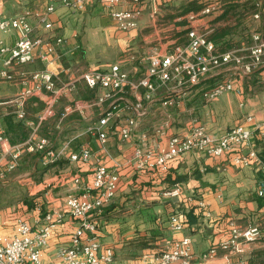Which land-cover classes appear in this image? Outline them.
<instances>
[{
	"label": "crops",
	"instance_id": "crops-1",
	"mask_svg": "<svg viewBox=\"0 0 264 264\" xmlns=\"http://www.w3.org/2000/svg\"><path fill=\"white\" fill-rule=\"evenodd\" d=\"M186 1L194 0H159L156 4L149 0H142L140 4L127 0L112 7L101 0H94L81 9H73L62 6L59 0H0V13L6 17L25 15L36 36L65 39V43L58 47L62 56L59 62L48 66L37 56L34 63L17 66L14 69L15 87H12L15 93L0 98V102L18 96L24 89L37 86L39 82L29 79L28 84L24 85L29 75L42 72L47 67L54 70L60 75L58 85L69 83V88L56 104V116L46 121L39 133L43 136L41 132L47 131L48 134L53 130L55 139L51 146L57 149L70 143L69 150L51 165L45 164L43 154L23 157L19 167L23 161L34 158V176L40 180L36 185L39 198L34 203L0 208V235L11 236L14 233V219L18 216H24L35 231L44 226L47 214H53L58 219V213L64 209L69 196H78L86 187H91L98 165H117L120 177L117 195L104 208L102 215L96 218L100 252L113 251L111 264H156L169 241L184 237L192 240L191 264H248L253 259L264 260V198L258 195L264 173L235 166L233 160L240 154L239 148L219 158L199 152L186 153L172 160L167 172L140 171L131 162L143 137L148 148H159L165 147L171 136L187 135L195 126H204L215 138L239 125L255 130L257 123L264 121V70L239 83L244 90L243 96L229 92L209 102L203 97L204 89L232 77L235 73L233 67H222L210 74L198 90L183 97L179 107L164 106L166 99L178 93L166 88L159 89L153 101L145 104L147 113L139 119L129 140H124L117 129L133 114L130 111L119 114L112 124L106 151L102 150L99 139L88 132V127L108 105L92 106L85 117L71 119L69 116L63 120L64 124L60 119L63 108L68 104L91 100L104 93L100 89H90L84 82L74 81L85 72L107 70L120 64L131 79L138 82L152 65L154 57L165 55L177 45L186 43L187 34L184 35V32L190 26L183 25L181 19L184 18L179 16ZM218 1L223 4L224 0ZM239 1H252L262 15L260 21H254V15H249L244 31H250L251 21L264 26V0ZM51 4H55L57 9L49 18L52 29H46L42 16ZM135 7L144 11L139 27L129 32L121 31L111 16L112 11ZM153 12L157 14L153 15ZM221 12L200 18L194 24L203 31H212V21ZM165 21L170 23L166 28L162 24ZM2 39L5 45L11 46L18 40V35L12 32ZM63 68H70L72 74L62 73ZM3 82L8 81L0 80V83ZM126 96L125 99L132 102L136 99L130 92ZM41 101L45 108L47 102ZM17 107L0 105V135L5 134L10 141L15 135L8 133L7 121L12 118L16 124L22 122L16 117ZM37 114L28 117L34 119ZM22 124L29 135L30 129ZM64 132L66 140L62 142ZM24 140L17 139L11 143ZM254 140L263 151L264 137L257 135ZM84 148L93 152L90 161H71V153ZM76 175L81 176L80 187L72 182ZM6 179H0V189L18 181V177L12 181ZM175 186H180L182 190L178 201L164 196L167 190ZM192 208L198 220L190 224L187 214ZM176 214L182 216L184 221V228L179 232L171 229L170 219ZM60 219L43 252L42 264L57 262L58 250L70 245L72 234L79 226V221L68 214H63ZM255 224L261 227L263 237L247 245L243 253L235 254L218 248L216 255L203 259L206 252L230 238L234 225L247 227Z\"/></svg>",
	"mask_w": 264,
	"mask_h": 264
},
{
	"label": "built area",
	"instance_id": "built-area-1",
	"mask_svg": "<svg viewBox=\"0 0 264 264\" xmlns=\"http://www.w3.org/2000/svg\"><path fill=\"white\" fill-rule=\"evenodd\" d=\"M92 1L94 0H59L62 6L73 9H81ZM124 1L127 0H101L108 7L121 5ZM130 1L136 4L142 2V0ZM149 1L156 4L159 0ZM221 7L220 1L207 0V4L199 13L188 14L190 27L186 43L177 45L165 55L154 57L152 65L138 82L132 80L120 64H115L107 70L88 71L74 79L75 82H84L92 90L100 89L104 93L91 100L68 104L63 108L60 119L63 121L72 115L83 118L90 107L108 105L102 115L88 127V132L99 139L102 150L106 151L113 129L112 124L119 114L123 111H130L133 114L117 129L124 140H129L139 124V119L147 113L145 104L152 102L154 95L161 88L178 93L177 96L166 99L164 106L179 107L183 97L198 90L210 74L222 67H233L234 75L204 89L203 97L209 102L229 92L243 96L244 90L239 83L257 71L264 70V33L254 32L252 44L249 46L218 52L215 43L208 38V32H204L194 23L200 18L220 12ZM56 9V5L51 4L42 16L46 29H52L53 24L49 18ZM156 14L153 12V15ZM143 15L144 11L140 7L113 10L111 13L116 25L123 32L137 29ZM254 18L261 20V13H255ZM12 32L17 33L18 40L14 45H5L3 36ZM34 32L25 15L6 17L0 13V80L13 81L14 69L17 66L34 63L37 56L48 66L59 62L62 56L58 47L65 43V39L43 38L36 36ZM62 73L71 75L72 71L70 68H63ZM28 79L39 84L24 89L14 98L0 102V105H18L15 111L16 117L30 129L26 140L16 144H12L5 134L0 135L1 180L18 169L25 155L43 154L45 164L51 165L70 148V143H66L61 149H54L50 139L39 133L44 123L56 116V104L67 92L69 83L59 86L60 75L48 67L42 72L29 75L25 78L24 85L28 84ZM129 92L134 94L136 98L134 102L125 99ZM32 98L47 102L45 108L34 119H30L25 111L26 101ZM241 105L244 106V103ZM257 135L264 137V121L257 123L255 130L239 125L218 138L212 136L204 126H195L187 135L171 136L167 145L159 148H148L143 137L131 162L140 171L167 172L170 162L186 153L199 152L219 158L239 148L240 154L233 160L234 165L264 173L261 151L254 140ZM92 156L93 152L84 148L71 153L70 159L73 162L88 163ZM119 181V166L98 165L91 187H86L78 196H69L64 209L58 213V219H55L53 214H47L44 226L35 231L24 216L16 217L14 233L11 236L0 235V264H42L43 252L63 214L77 219L79 226L72 234L70 245L58 250V260L54 264H111L114 260L113 251L108 249L106 253L100 252L96 218L102 215L104 208L116 197ZM72 182L80 187L81 176L76 175ZM181 194V187L175 186L167 190L164 196L173 199L180 197ZM258 195L264 198V181L261 183ZM170 223L171 229L175 232L184 228V221L180 215H173ZM262 237V229L257 224L247 227L234 225L230 238L221 242L217 248L210 249L202 257L203 259L213 257L218 248L230 253H243L247 245L260 241ZM192 257V240L190 237H184L181 240L169 241L156 264L176 262L191 264Z\"/></svg>",
	"mask_w": 264,
	"mask_h": 264
},
{
	"label": "trees",
	"instance_id": "trees-1",
	"mask_svg": "<svg viewBox=\"0 0 264 264\" xmlns=\"http://www.w3.org/2000/svg\"><path fill=\"white\" fill-rule=\"evenodd\" d=\"M206 4L207 0L191 1L189 4L182 6V13L179 14V16H187L190 13H199ZM221 11V14L213 19L212 23L214 27L208 34V38L215 43L217 51L222 53L234 48L249 45L251 31H248L247 33L244 31L246 30L245 21L249 18V15H254L259 11L257 5L253 4L252 1L241 3L239 0H224ZM182 24L189 25V22L184 21ZM188 30L189 29L184 32V35L188 33ZM43 108L44 104L39 98L29 99L25 103V111L28 116L34 117L38 112L42 111ZM70 118L79 119L76 115H72ZM7 125L8 133L12 132L15 135V138H11L12 142H16L17 139L24 140L28 136L22 122L16 124L13 122L12 118H10V120L7 121ZM53 148L57 149L56 146ZM260 154L264 161V150L261 151ZM187 215L190 224L197 222L198 219L194 215V208H192ZM248 264H264V260L260 261L258 259H253Z\"/></svg>",
	"mask_w": 264,
	"mask_h": 264
},
{
	"label": "rangeland",
	"instance_id": "rangeland-1",
	"mask_svg": "<svg viewBox=\"0 0 264 264\" xmlns=\"http://www.w3.org/2000/svg\"><path fill=\"white\" fill-rule=\"evenodd\" d=\"M191 2V1H190ZM190 2L186 1L185 5L189 4ZM184 2H181V4ZM184 6V5H183ZM183 7H181V10ZM182 13V11H181ZM180 13V14H181ZM188 16V15H187ZM187 16H180L184 19H181V21H186L188 22ZM206 17H211V16H206ZM254 21H260L254 19ZM164 28L168 27L170 23L168 21L163 22ZM250 44H252V34L254 32H261L264 33V26L262 24H259L258 22H250ZM169 32V31H168ZM208 32V34L211 31H204ZM185 39V37H184ZM247 45V46H249ZM246 46V45H245ZM13 81H8L7 83L3 82L0 83V98L7 97L10 95H13L15 91L12 89V87H15ZM65 121L62 122L64 124ZM46 133L47 131L41 132V134L44 137H47L50 139L51 143H53L55 136L53 135L54 133ZM66 132V131H65ZM63 133V136L61 137L62 142L66 140L64 135L66 136V133ZM73 135V134H72ZM70 135V137L72 136ZM13 136V135H12ZM29 161H23L22 165L19 167V170L17 169L15 172L11 173L6 180L9 179V181L12 179H15L18 177V181L14 183L8 184L6 187H3L0 189V208L6 206V207H12L17 204H22V203H34L37 202L36 200L39 198L38 195V187L36 185L39 184V179L34 176L33 172V166H34V158L27 159ZM22 177V178H20ZM6 182V181H5Z\"/></svg>",
	"mask_w": 264,
	"mask_h": 264
},
{
	"label": "water",
	"instance_id": "water-1",
	"mask_svg": "<svg viewBox=\"0 0 264 264\" xmlns=\"http://www.w3.org/2000/svg\"><path fill=\"white\" fill-rule=\"evenodd\" d=\"M171 200L178 201V199H177V198H173V199H171Z\"/></svg>",
	"mask_w": 264,
	"mask_h": 264
}]
</instances>
